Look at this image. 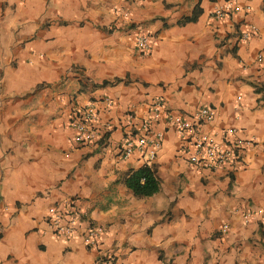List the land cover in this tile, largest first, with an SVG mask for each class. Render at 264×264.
Returning <instances> with one entry per match:
<instances>
[{"label":"crops","instance_id":"1","mask_svg":"<svg viewBox=\"0 0 264 264\" xmlns=\"http://www.w3.org/2000/svg\"><path fill=\"white\" fill-rule=\"evenodd\" d=\"M141 34L153 37L149 54ZM262 50L264 0H0V264H94L110 248L121 264H264V223L244 218L264 210ZM159 97L177 115L210 107L208 131L237 128L259 145L214 172L193 165L188 140L161 119L148 164L160 190L138 198L125 181L145 158L120 150L128 116L139 127ZM90 102L113 130L76 145L70 119ZM68 198L107 226L99 247L46 223Z\"/></svg>","mask_w":264,"mask_h":264},{"label":"built area","instance_id":"2","mask_svg":"<svg viewBox=\"0 0 264 264\" xmlns=\"http://www.w3.org/2000/svg\"><path fill=\"white\" fill-rule=\"evenodd\" d=\"M142 1V0H136ZM231 9V7H230ZM237 7L235 8V10ZM228 16V11L216 12L221 19ZM256 33L254 26L240 35V40H248ZM137 47L143 54H149L154 46L151 35L141 34L136 40ZM257 62L264 67V50L257 55ZM79 73V71H78ZM106 108L112 107L110 98L103 99ZM100 109L96 102H90L83 109L74 111L70 119L74 130L73 143L76 145H97L108 139L113 125L100 121ZM127 124L129 132L123 141L120 157L127 161L135 154H141L146 164L156 159L163 145L164 132L155 129V125L165 119L170 126L184 139L188 140L191 152L189 161L199 167L217 172L227 167L234 169L243 162L245 152L259 145L256 136H244L237 128H225L219 131H208L206 126L215 120V111L203 107L189 116L177 115L169 110L164 98H157L150 108V115L144 118L137 127L136 116L130 114ZM259 217L264 223V210L249 209L244 215L245 221ZM46 223L57 236L70 238L83 230V241L86 246L97 248L108 234V228L93 220L88 211L81 206L78 198H68L61 206L49 208L44 216ZM223 231L227 230L224 226ZM94 264H121L117 251L113 248L102 249Z\"/></svg>","mask_w":264,"mask_h":264},{"label":"trees","instance_id":"3","mask_svg":"<svg viewBox=\"0 0 264 264\" xmlns=\"http://www.w3.org/2000/svg\"><path fill=\"white\" fill-rule=\"evenodd\" d=\"M104 84L108 83L105 82ZM125 183L138 198L151 197L160 190V179L154 168L148 164L133 170L126 178Z\"/></svg>","mask_w":264,"mask_h":264}]
</instances>
